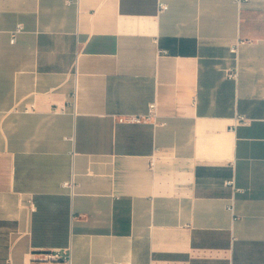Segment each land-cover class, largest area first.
I'll list each match as a JSON object with an SVG mask.
<instances>
[{"label": "crops", "instance_id": "obj_1", "mask_svg": "<svg viewBox=\"0 0 264 264\" xmlns=\"http://www.w3.org/2000/svg\"><path fill=\"white\" fill-rule=\"evenodd\" d=\"M119 263L264 264V0H0V264Z\"/></svg>", "mask_w": 264, "mask_h": 264}, {"label": "built area", "instance_id": "obj_2", "mask_svg": "<svg viewBox=\"0 0 264 264\" xmlns=\"http://www.w3.org/2000/svg\"><path fill=\"white\" fill-rule=\"evenodd\" d=\"M166 5L164 3H161V8H165ZM23 29V25L22 24H19L14 30H12V34H11V42H15L16 41V38H17V34L19 32H21ZM246 41L244 40H241L239 41L237 44L233 45L231 47V51L237 53L238 52V49H239V45L241 43H244ZM229 75L230 76H235L237 75V71L235 70H231L229 72ZM158 114V111H157V102L156 101H153L150 103L149 105V109H148V112L147 114L145 115H133L129 118H126L128 121H134V122H142L144 119L146 118H152V117H156ZM252 121L251 118L247 117L246 115H239L237 117V122L239 123H245V124H248ZM65 185L70 187L72 190L74 188V181L71 180V181H66L65 182ZM43 257L45 259H48V260H55V259H65V260H70L71 261V252H63V251H60V250H50V251H45L42 253ZM119 264H122V263H119Z\"/></svg>", "mask_w": 264, "mask_h": 264}]
</instances>
